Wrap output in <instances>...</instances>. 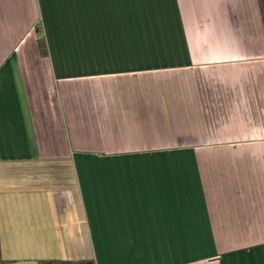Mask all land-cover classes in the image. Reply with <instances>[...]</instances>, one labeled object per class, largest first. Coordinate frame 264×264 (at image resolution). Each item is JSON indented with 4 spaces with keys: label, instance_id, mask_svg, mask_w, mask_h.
Wrapping results in <instances>:
<instances>
[{
    "label": "crops",
    "instance_id": "1",
    "mask_svg": "<svg viewBox=\"0 0 264 264\" xmlns=\"http://www.w3.org/2000/svg\"><path fill=\"white\" fill-rule=\"evenodd\" d=\"M0 255L264 264V0H0Z\"/></svg>",
    "mask_w": 264,
    "mask_h": 264
},
{
    "label": "trees",
    "instance_id": "2",
    "mask_svg": "<svg viewBox=\"0 0 264 264\" xmlns=\"http://www.w3.org/2000/svg\"><path fill=\"white\" fill-rule=\"evenodd\" d=\"M39 49L42 55H46L45 40L39 39ZM0 264H11L10 261L3 260L0 255ZM38 264H96L94 260H41Z\"/></svg>",
    "mask_w": 264,
    "mask_h": 264
}]
</instances>
